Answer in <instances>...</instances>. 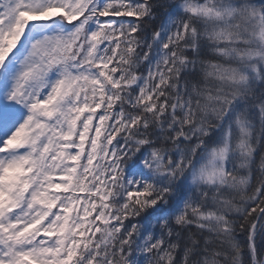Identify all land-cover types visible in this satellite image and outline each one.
<instances>
[{"label": "snow or ice", "instance_id": "1", "mask_svg": "<svg viewBox=\"0 0 264 264\" xmlns=\"http://www.w3.org/2000/svg\"><path fill=\"white\" fill-rule=\"evenodd\" d=\"M0 264H264V0H0Z\"/></svg>", "mask_w": 264, "mask_h": 264}, {"label": "trees", "instance_id": "2", "mask_svg": "<svg viewBox=\"0 0 264 264\" xmlns=\"http://www.w3.org/2000/svg\"><path fill=\"white\" fill-rule=\"evenodd\" d=\"M238 239L241 241V243H243V241H244L245 238H244V236L241 234V235L238 236Z\"/></svg>", "mask_w": 264, "mask_h": 264}]
</instances>
